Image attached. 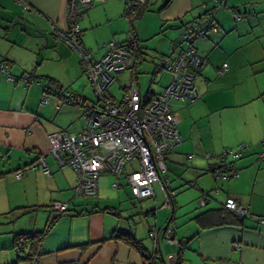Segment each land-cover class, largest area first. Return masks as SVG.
Masks as SVG:
<instances>
[{
  "label": "crops",
  "instance_id": "crops-1",
  "mask_svg": "<svg viewBox=\"0 0 264 264\" xmlns=\"http://www.w3.org/2000/svg\"><path fill=\"white\" fill-rule=\"evenodd\" d=\"M216 1L148 0L149 10L135 28L140 45L149 50L146 41L163 35L155 46L159 51H154L163 57L182 35L185 25ZM219 1V31L209 32L206 39L195 44L207 59L195 80L199 97L193 102L175 101L173 106L182 141L168 154V171L162 175L172 193L168 207L164 183L160 181L156 183L165 197L161 205L152 203L157 201L154 185V196L139 200L124 176L120 177L119 188L113 187L114 180L111 182L118 191L108 195L105 191L110 184H101L100 177L111 178L110 172L100 175L94 202L73 198L77 174L69 166L61 167L50 154L49 135L64 129L66 118L70 125H77L72 132L67 130L80 132L85 125L84 109L76 105L57 108L58 103H54L55 114L43 105L39 87L25 88L26 82L22 81V86L20 81L26 71L43 84L45 77H51L67 90L80 81L74 92L85 87L80 94L88 97L81 58L57 35V30H67L69 26L67 0H0V60L16 79L12 82L6 77L9 81H4L1 77L5 75L0 74V160L4 162L0 165V225H7L0 232L6 235L0 239V264H31L23 251L14 248L15 234L42 231L48 225L52 226L36 264H143L139 251L112 238L114 231L132 232L152 250L158 244L164 259L157 264H172L167 256L177 253L178 245L162 236L158 242L150 237L152 230L162 231L172 219L177 226L175 240L185 243L182 264H264V0ZM125 8L126 0H93V7L81 19L82 43L96 59L103 56L105 43H122L131 34ZM239 13L247 16L236 21L233 16ZM144 20L149 21L147 31ZM47 62L62 72L53 73V67H45ZM224 64L228 67L221 73ZM43 66L47 70L42 71ZM167 84L160 83L154 89L150 82L146 92L136 86L143 94L157 95ZM239 148L241 155L224 164L228 166L227 174L205 170L208 155L217 163L226 150ZM45 153L50 175L39 168L26 171L20 178L15 176L17 169ZM189 160L193 167L186 180L182 167L187 170ZM128 167L127 172L136 164ZM189 188L193 191L188 195L193 192V198L199 201L180 213L184 204L178 196ZM228 198H234L245 210L241 222L218 225V213L203 215L223 208ZM57 202L69 204V211L58 214L49 208L30 210ZM167 210L170 214L166 218ZM150 211L154 214L150 215ZM182 225L186 226L183 230L179 229Z\"/></svg>",
  "mask_w": 264,
  "mask_h": 264
},
{
  "label": "built area",
  "instance_id": "built-area-1",
  "mask_svg": "<svg viewBox=\"0 0 264 264\" xmlns=\"http://www.w3.org/2000/svg\"><path fill=\"white\" fill-rule=\"evenodd\" d=\"M131 8L133 5L145 4L147 0H127ZM218 7L221 2L217 0ZM93 7V0H67L66 17L67 30H57L59 38L74 48L81 58L85 71L94 87L96 96L102 104L95 106L88 103L86 106L84 129L73 134L67 130H60L49 135L51 142L50 154L60 162L62 166H71L79 174L77 185L74 188L75 197H93L99 189V177L107 171L116 177L113 187H120V177H126L129 181L135 197L144 199L154 196L153 185L156 181L164 183L166 203L171 207L172 193L168 191V183L162 180V175L168 171L167 156L182 141L176 118L171 108L175 99L195 101L198 91L195 84L196 73L190 70V65L198 66L202 60L195 54L194 49L188 48L180 52L172 49V53L165 57L164 66L172 73V80L161 94L148 98L137 86L130 84L125 91L121 102L109 101L104 94L116 80V74L133 67L135 56L129 46L135 47L136 40L129 37L125 43L119 44L111 41L106 44L107 52L96 59L94 52L82 43L81 19L85 13ZM28 5L24 9L28 10ZM240 19V16H236ZM203 22H208L207 18ZM198 23L183 35V40L194 38L204 34ZM217 30V27L214 26ZM181 42H177V45ZM175 52V53H173ZM224 64L221 73L227 69ZM0 73L8 74L6 68L0 66ZM9 79H14L8 76ZM30 81V77L27 78ZM51 94H44L42 103L50 101ZM60 99V98H59ZM64 104L70 105L73 98L62 99ZM61 105L58 104L57 108ZM238 150H226L221 155V168H216L217 175L220 171L228 172V166L224 165L229 158L236 159L241 153ZM1 156V154H0ZM190 155L189 158H192ZM39 163L43 170L50 175V169L43 154ZM135 163L136 167L127 172V165ZM35 166L28 167L27 171L34 170ZM25 170H20L16 176L20 178ZM226 207L232 211L245 215V210L234 198H228ZM56 211L68 210L69 204L57 202L53 204ZM175 231L174 223H169L166 230H152L150 237L157 242L159 237L170 243L178 244L173 239ZM240 248V244L236 245ZM158 244L155 249L158 250ZM38 259V258H37ZM34 262L36 264L37 262ZM168 259L176 264V255L169 254Z\"/></svg>",
  "mask_w": 264,
  "mask_h": 264
},
{
  "label": "trees",
  "instance_id": "trees-1",
  "mask_svg": "<svg viewBox=\"0 0 264 264\" xmlns=\"http://www.w3.org/2000/svg\"><path fill=\"white\" fill-rule=\"evenodd\" d=\"M218 4H219L218 2H215V5L212 8H209L208 10H206L201 16H199L193 22L185 25V28H184V31L182 32V35L177 40H175L173 42V45L170 48V51L162 57L163 65H164V59H165V57L168 56V55H170L172 53V51H171L172 49H176V51L180 52L182 50H186L188 48H191V49H194L195 54L201 58L202 62L198 66L190 65L189 68H190V70L192 72L194 71V73H196L197 76L199 75L200 70L202 69L203 65H205L207 59L205 57H203L201 54H199V52L197 51V49L195 47V44H196V41L199 40V39H206L209 32H215L216 33V32L219 31V28L216 25L217 24L216 12L218 10L217 9ZM147 10H149V2H148V0L143 5H141V4H139V5L135 4L131 8L129 7L128 1L126 0L125 15L129 18V20L131 22V26H132V28H131V34L129 35V37L131 36V37H133L136 40L135 47L129 46L130 49L133 50V54L135 56V64L133 65L132 68L128 69V70H131V73H132V76H131L132 78H131V83L130 84H132L134 86H136L135 82L138 79V67L141 64H143L144 61H146V57L149 55L147 49L144 48V47H142L140 45V41L138 40V38L136 36L134 21L136 19L141 18V16ZM238 16H241L240 19H243V17H244L240 13H239ZM204 18H207L208 19V22L207 23L206 22H203V19ZM233 18L236 21H239L240 20V19H237L236 18L235 14H234ZM201 21H202L203 24L200 26V28L204 30V34L197 33L194 36V38L188 39V40H183L182 37L185 34V32H187L193 26L196 27L198 25V23H201ZM214 26L217 27V30L214 29ZM126 41H127V39L124 42H122V43H125ZM177 42H181V44H178L177 45ZM122 43H119V44H122ZM173 53H175V52H173ZM2 65L6 68L8 74H5V73H0V74L2 76L5 75V77H7V78H8V76H12L9 73V70L7 68L6 63L4 61H1L0 60V66H2ZM163 69L165 71H168L165 66H162L161 70H163ZM125 71H127V70H125ZM125 71L119 72L117 74L123 73ZM157 73H159V71H158V69H155V71L153 72V78L157 75ZM29 77H30V81H32L33 79H35V76L32 73H29ZM129 85L127 84V85H124L123 86V88H124L125 91H126V88ZM109 90H110V88H109ZM109 90H107V92L104 94V96H105L106 99H108L109 101H116V102H121L123 100L122 99L121 101H117L114 98V96L110 94ZM43 93L44 94H49L50 93L51 95L58 96V98H60V99H63L64 97L66 99H70V98H73L74 97V100L72 101V103H70V105L81 106L84 109V117H85V112H86V106L88 105V103H91V104H93L95 106H99V105L102 104L101 100L97 96H96L95 99H89V97H86L85 95H82L80 93H75V92H71V91H69L67 89H63V87L61 86V84L57 80H55V79H53L51 77H45L44 84H43ZM146 95H147L148 98H151L152 95H156V94L148 93ZM178 100H180V99H175L174 100L173 106H174L175 101H178ZM181 101L193 102V101H190V100H181ZM173 106H172L171 110L174 113ZM61 107H62V105H61ZM85 125H86V119H85ZM85 125H84V127H85ZM84 127L82 128V130L84 129ZM60 130H67V129H59L58 131H60ZM80 132H78V133H80ZM78 133H75V134H78ZM181 139H182V137H181ZM42 155L43 154H40V156L38 157L37 160H35L32 163L27 164L25 167H22L20 169H17L15 172L17 173L20 170H25V169H27L30 166H35L34 170H31V171L38 170L39 168H41L43 170L42 164L39 163V159H40V157ZM44 155L46 157V153ZM210 157H211L210 155H208V157H207L209 159V160L207 159V166H208V164H220L221 165V157H219L220 158L219 159L220 161L217 162V163L212 162L211 159H210ZM229 159H232V158H229ZM57 162L59 163V165L61 167H64V166H62L60 164L59 161H57ZM69 167H71V166H69ZM71 168L74 170L73 167H71ZM26 171L27 170H25V172ZM206 171L213 173L212 171H210V169L209 170H206ZM105 172H107V171H105ZM16 173H15V176H16ZM75 173L77 174V179H78V175L79 174L76 171H75ZM214 174H217V172L214 173ZM1 175L2 174L0 173V177H1ZM190 184H193V183L190 182ZM76 185H77V183H76ZM203 195H206V193H203ZM147 198H150V197H147ZM144 199H146V198H144ZM139 200H142V199H139ZM203 200H205V199H203ZM45 208H49V210H52L53 212L56 211L53 208V205L52 206L50 205L48 207L47 206L33 207L30 210L33 211V212H36V211H38L40 209H45ZM67 211H69V208H68V210L63 211V212H59L58 211L59 212L58 214H64ZM104 211H106V210H104ZM208 213H210V214H208ZM214 213H218V217H217L218 225H221V224H236V223L241 222L245 218V216H241L239 213L228 209L226 207V205H224V207L221 208V209H211V210H209V212H207L206 214L204 213L203 215H206L207 216V215H211V214H214ZM149 214L150 215H153L154 212L153 211H150ZM52 220L54 221V218ZM170 222H168V223H170ZM172 222H174L173 219H172ZM52 223L53 222H51L50 224H52ZM51 226L52 225H48L46 227V229H44L42 231H27V232L16 233L15 234V244H14V248H18L19 250L23 251L26 254L25 259L26 260H29L31 262V264L34 263L36 261V259L39 258L40 255H41L44 238H45V236H46V234H47V232H48V230H49V228ZM113 234H114L113 237H112L113 239L120 240V241H122V242L130 245L131 247L135 248L137 251H139L141 253L142 257H143V264H157L159 261H161V260L164 259L163 254H162V252L159 251V249L158 250L157 249H155V250L154 249L153 250L150 249L148 246H146V244L144 243L143 240L139 239L132 232L114 231ZM177 245H178L179 251L177 253H175V255H176V264H182L183 263V261H182V252L185 250V247H184L185 243L181 241ZM168 256H167V258H168Z\"/></svg>",
  "mask_w": 264,
  "mask_h": 264
},
{
  "label": "rangeland",
  "instance_id": "rangeland-1",
  "mask_svg": "<svg viewBox=\"0 0 264 264\" xmlns=\"http://www.w3.org/2000/svg\"><path fill=\"white\" fill-rule=\"evenodd\" d=\"M129 19V18H128ZM130 22V20H129ZM137 22H138V19H136L134 21V25H135V28L137 27ZM131 24V22H130ZM143 26H144V31H147L148 29V26H149V21L148 20H144V23H143ZM130 35V34H129ZM129 35L127 36L126 39L129 38ZM163 35H156L154 36L153 38L149 39L148 41H146V45L148 46L149 50L148 53L149 55L146 57V61H144L143 64H141L139 67H138V81L135 82V84L137 86H140L142 91L146 92L148 89H149V83L150 82H153V88L156 89L157 87H159V84L160 83H168L172 80V74L170 71H165L164 69L161 70L162 66L163 65V60H162V56L161 55H158V54H154V51H159L155 46L159 43L160 39L162 38ZM111 41H116V40H110L108 41L106 44L110 43ZM117 42V41H116ZM143 42V41H142ZM119 43V42H117ZM88 48V47H87ZM90 49V48H89ZM102 50L104 51V54L103 56L106 54L107 52V46H104L102 47ZM170 50V49H169ZM160 53V52H159ZM79 54V53H78ZM103 56H101L100 58H102ZM99 58V59H100ZM153 59L156 60V64H154L153 62ZM18 66H20V63H17ZM50 62H47V65L45 64V67L49 66V68H52L53 69H50V71H53V73H58V72H62V69H56L55 68V65H49ZM162 65V66H161ZM44 66L41 68V70H47ZM155 69H158L159 73H157V75L155 76V80L153 81V72L155 71ZM161 70V71H160ZM27 73H24V75L22 77H20V81H21V85L23 86V83L22 81H25L26 83L24 84L25 88L29 87V86H36V87H39V89L41 90L42 92V95L40 97L41 101H42V98H43V83L41 82L40 79H33L32 81H28L27 78L29 77V73L28 71H26ZM60 74V73H58ZM132 76L131 74V70H127L123 73H120V74H116V80L112 83V85L110 86V93L114 96V98L117 100V101H121L124 97V93H125V90L123 88L124 85H129L131 83L130 81V77ZM13 77V75H12ZM15 77V76H14ZM4 81H9L6 77H1ZM7 79V80H6ZM82 79H85L84 82L86 81V88L88 89L87 91V96L89 97V99H95L96 98V94H95V91H94V87L92 86L91 82H90V79H89V76L88 74L85 72V77L82 78ZM81 79V80H82ZM15 80L16 82V79H13L12 82ZM63 80L66 81L68 79H66L65 77H63ZM19 81V80H18ZM17 81V82H18ZM14 82V83H15ZM80 81L75 83V84H72L70 85L68 88H69V91L71 92H74V90L78 89L77 86L79 85ZM167 84V85H168ZM24 88V87H23ZM85 89V87H82V90L81 91H76L78 93H81L83 92ZM52 101L50 103V101L48 103H43V105L45 104L51 111L54 110L53 105L54 103H58L60 105L63 106V109L67 108V107H70L68 104H64L63 103V100L62 99H59L57 96H54V95H51L49 97ZM50 103V105H49ZM54 113L56 114V111L54 110ZM83 120L81 121V126L84 125V117L82 116L81 117ZM70 119L69 118H66L64 120V129H68L70 130L71 132L73 131V128H75L73 125H70L71 123H69ZM4 162H3V159L0 160V165H3ZM188 169L186 170V168L182 167V173L185 174L184 175V178L187 180V178H189L191 176V172L189 171V169H192L190 167H193V163L189 160V162L187 161L186 162ZM130 166L129 164L127 165V169H129ZM114 176V175H113ZM111 177V178H105V176H101L100 177V182L101 184H105V183H108L110 184L109 186L106 187V191H105L108 195L110 196H113L114 193H116V191H118V189H114L111 187V182L113 181V183L115 182L116 180V177ZM185 186V185H184ZM131 187V185L129 186ZM128 188V186H127ZM132 188V187H131ZM154 189H155V193L157 195V201L152 200L153 204L154 205H161L163 203V201L165 200V197L163 195V192L161 190V188L159 187V184L158 183H154ZM192 188H189L188 190L186 191H182L181 190V193L179 194V201L181 202V204H184L180 207V213L181 212H184L185 210L189 209L194 202H197L198 203V198L195 199L193 198V192H192V195H188V192L190 191H193V189L191 190ZM76 201L78 202H83V203H86L88 202L89 204L94 202L96 196H93V197H73ZM200 199V198H199ZM140 203V202H138ZM165 210V208H160L159 210ZM166 214V218L169 216L170 214V211L167 210L166 212L164 211V215ZM7 225H0V232H2L3 230L7 229L6 228ZM186 226L185 225H182V227H179V229L183 230V228H185ZM6 235L5 234H2L0 235V239H2V237H5Z\"/></svg>",
  "mask_w": 264,
  "mask_h": 264
},
{
  "label": "water",
  "instance_id": "water-1",
  "mask_svg": "<svg viewBox=\"0 0 264 264\" xmlns=\"http://www.w3.org/2000/svg\"><path fill=\"white\" fill-rule=\"evenodd\" d=\"M246 16H247V14L245 13L244 17H246ZM153 62H154V64H156V60L153 59ZM216 168H221V166L219 164H208V166L205 169L206 170L210 169V171H212L213 173H216V170H217ZM168 225H169V223L166 224V226L163 228V230H166ZM176 236H177V226L175 225V231H174L173 239L177 238Z\"/></svg>",
  "mask_w": 264,
  "mask_h": 264
}]
</instances>
